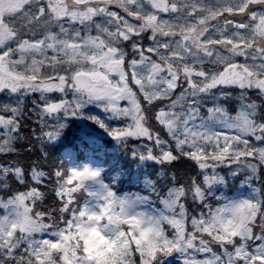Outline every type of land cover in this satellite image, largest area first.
<instances>
[{"label":"snow or ice","instance_id":"1","mask_svg":"<svg viewBox=\"0 0 264 264\" xmlns=\"http://www.w3.org/2000/svg\"><path fill=\"white\" fill-rule=\"evenodd\" d=\"M67 116L147 141L129 151L163 181L118 194L88 165L43 170ZM0 157V264H264V0H0ZM182 158L195 174L167 171ZM238 173L247 194L213 206ZM93 230L114 246L102 259Z\"/></svg>","mask_w":264,"mask_h":264},{"label":"trees","instance_id":"2","mask_svg":"<svg viewBox=\"0 0 264 264\" xmlns=\"http://www.w3.org/2000/svg\"><path fill=\"white\" fill-rule=\"evenodd\" d=\"M70 99V97H67ZM28 107H31L29 103ZM30 115V114H29ZM35 117L32 118L34 120ZM32 120H25L23 132L30 134L33 128H38V125ZM65 127L60 130V135L54 141H49L44 145L45 150L49 154V161L43 165V170H48V165L55 160L56 164L61 161L65 163L66 167H70L72 162H82L88 158H96L100 161L103 176L107 183H112V188L118 194L120 193H140L141 195H148L145 188V179H155L163 181L162 177H157V173L161 170V166L153 161H140L133 157L129 151L133 145H138L147 141L133 140L130 138L128 146H122L120 143L109 136L104 129L97 126L93 121L80 117L81 123L77 121L74 116L63 117ZM53 123V121H49ZM17 148L21 150L20 159L25 162L36 160L41 156L38 143L33 147L31 153H26L24 150L29 147L26 142H17ZM0 159H6L0 157ZM167 171L176 172L178 177L184 175H193L194 170L190 169L185 163L184 158L180 161L174 162L171 166H165ZM226 169H221V174H226ZM244 177L237 174L227 179L226 185H217L214 189V195L210 196L209 202L215 206V196L223 194L226 197L237 193L242 189H248L247 184H242L241 180ZM47 183V181H45ZM23 190V188H20ZM77 199L81 202L85 199L83 191L78 192ZM54 193L50 194L45 200L41 208L52 206ZM155 198V197H153ZM191 210L199 212L200 208L193 204L189 199L187 202ZM204 211H207L206 209ZM177 261L172 259V254L164 258L163 264H176Z\"/></svg>","mask_w":264,"mask_h":264},{"label":"rangeland","instance_id":"3","mask_svg":"<svg viewBox=\"0 0 264 264\" xmlns=\"http://www.w3.org/2000/svg\"><path fill=\"white\" fill-rule=\"evenodd\" d=\"M113 10L118 11V9H113ZM69 97L71 99V95H69ZM83 112L85 113V116L87 114H94V115H98V116L102 115L101 110L99 108H97L94 104L86 105L84 107V109H83ZM85 116H80V117H84L85 118ZM74 117L77 119L78 122L81 123V120H79L80 117H77V116H74ZM62 122L65 123L63 118H62ZM112 123H113V125H112L113 127L121 126L118 122H112ZM84 165H88V166H90L92 168L99 169L100 170V179H102L103 182L107 184V182L105 180V177L103 176L101 163L96 158H88V159H86L83 162H72L70 164V167L80 168V167H83ZM247 192H248V189H242V190L238 191L237 193L231 195L229 198H242V197H244L247 194ZM84 194H85V198H86L87 197V193L84 192ZM120 194H123V193H120ZM125 228H127V226H125ZM172 259L177 261L176 264H183L182 258L180 257L179 253H172Z\"/></svg>","mask_w":264,"mask_h":264},{"label":"clouds","instance_id":"4","mask_svg":"<svg viewBox=\"0 0 264 264\" xmlns=\"http://www.w3.org/2000/svg\"><path fill=\"white\" fill-rule=\"evenodd\" d=\"M257 188L264 187V185L257 184ZM259 199V197H257ZM133 223H135L133 221ZM113 225H117V222L114 220ZM237 225L234 223H229V227L235 228ZM118 231V225L109 227L108 232L114 233ZM83 236L85 238V243L89 249V252L91 255L95 256L98 259H102L104 254L108 252L109 250H112L114 248L113 244L110 243L108 240H106L103 236H101L96 231H87L83 233Z\"/></svg>","mask_w":264,"mask_h":264}]
</instances>
